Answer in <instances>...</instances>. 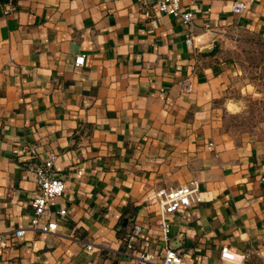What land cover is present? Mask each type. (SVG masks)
<instances>
[{"label": "crops", "instance_id": "1", "mask_svg": "<svg viewBox=\"0 0 264 264\" xmlns=\"http://www.w3.org/2000/svg\"><path fill=\"white\" fill-rule=\"evenodd\" d=\"M237 1L180 0L188 46L149 0H0V264H161L156 192L193 180L201 200L166 215L168 246L187 264H221L223 245L264 264V129L227 120L243 112L231 89L244 43L264 40V0L240 15ZM244 84L264 114V87ZM28 145L53 150L66 183L48 201L66 210L54 232L29 229L36 184L13 153Z\"/></svg>", "mask_w": 264, "mask_h": 264}, {"label": "built area", "instance_id": "2", "mask_svg": "<svg viewBox=\"0 0 264 264\" xmlns=\"http://www.w3.org/2000/svg\"><path fill=\"white\" fill-rule=\"evenodd\" d=\"M142 4H146L147 0H140ZM254 0H246L244 2H234L230 6V10L235 14H243ZM151 7L162 14H167L178 19L188 30L185 37V43L188 46L193 44V36L191 28L193 27V13L191 11L181 10L180 0H149ZM8 10H12L11 4ZM148 10H145V15L148 16ZM209 28L208 23L205 24ZM84 63V55L79 54L74 59L76 66H81ZM188 84L182 85V91H187ZM13 153L19 157L29 160L27 169L33 174L36 188L31 198V208L33 215L29 220V229L35 232L47 233L54 232L57 228V223L54 220L55 214L63 216L66 213L65 209H60L53 212L48 201L51 198L62 197L66 193V183L63 179L56 177L53 172V166L57 158V154L53 150H49L44 157H39L35 147L24 146L21 149H14ZM159 204V228L160 237L164 243L163 258L161 264H187L182 255L169 247V223L166 215L181 210L184 207L190 206L192 203L199 202L201 196L197 181L193 180L186 185L173 188H160L156 192ZM23 233L22 229H17L15 235L19 236ZM141 234L140 225H134L130 231L125 234V252L132 254L137 249V240ZM87 249H91L92 245L87 244ZM144 261H151L152 255L148 252L141 253L139 256ZM219 259L221 264H245L246 255L237 253L231 250L227 245L220 248Z\"/></svg>", "mask_w": 264, "mask_h": 264}, {"label": "rangeland", "instance_id": "3", "mask_svg": "<svg viewBox=\"0 0 264 264\" xmlns=\"http://www.w3.org/2000/svg\"><path fill=\"white\" fill-rule=\"evenodd\" d=\"M239 62L243 67V80L236 81L231 89L233 96L242 102V113L227 118L232 129L243 131L248 129H264V114L259 112L258 104L255 103L256 95L246 91L245 82L255 83L256 90L264 87V40H254L252 43H244ZM242 90V91H241ZM264 90H262L263 93Z\"/></svg>", "mask_w": 264, "mask_h": 264}, {"label": "trees", "instance_id": "4", "mask_svg": "<svg viewBox=\"0 0 264 264\" xmlns=\"http://www.w3.org/2000/svg\"><path fill=\"white\" fill-rule=\"evenodd\" d=\"M3 1H6V0H3Z\"/></svg>", "mask_w": 264, "mask_h": 264}]
</instances>
